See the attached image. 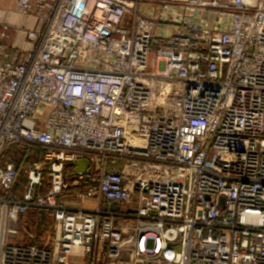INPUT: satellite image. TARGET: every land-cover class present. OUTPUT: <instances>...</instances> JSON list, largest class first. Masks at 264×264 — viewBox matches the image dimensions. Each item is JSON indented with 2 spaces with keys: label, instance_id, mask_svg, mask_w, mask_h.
<instances>
[{
  "label": "built area",
  "instance_id": "1",
  "mask_svg": "<svg viewBox=\"0 0 264 264\" xmlns=\"http://www.w3.org/2000/svg\"><path fill=\"white\" fill-rule=\"evenodd\" d=\"M13 1L36 28L1 23L0 161L44 153L21 196L0 162V264H264V0Z\"/></svg>",
  "mask_w": 264,
  "mask_h": 264
},
{
  "label": "crops",
  "instance_id": "2",
  "mask_svg": "<svg viewBox=\"0 0 264 264\" xmlns=\"http://www.w3.org/2000/svg\"><path fill=\"white\" fill-rule=\"evenodd\" d=\"M139 9L143 14L149 16H156L160 12L165 14V11H163V0H145L140 5ZM171 17L173 20L169 21L165 16H163L166 21L162 20V22L157 25L155 29V34L157 37L167 38L171 36L179 27L177 25L179 21L177 15H172ZM4 22H7L11 26H20L26 30L36 28L35 21L23 17L18 9V6L13 0H0V30L1 23ZM7 42L11 45H16L22 48H26L28 46V38L26 37L25 33H12L11 39H9ZM16 193L18 194L17 189Z\"/></svg>",
  "mask_w": 264,
  "mask_h": 264
},
{
  "label": "trees",
  "instance_id": "3",
  "mask_svg": "<svg viewBox=\"0 0 264 264\" xmlns=\"http://www.w3.org/2000/svg\"><path fill=\"white\" fill-rule=\"evenodd\" d=\"M7 151V150H6ZM2 156L1 163H3L4 160H13L16 162L17 168L19 172L23 171L27 167L29 163L40 161L42 159V155L44 153V149L41 146H31L27 147L25 145H12L8 148V151ZM20 180H23V177L20 178ZM50 190V183L48 178L45 179L42 188L40 189V192L47 193ZM18 194L22 195V188L17 189ZM43 214L44 218V226L41 230L38 229V227L35 226L34 222L32 223V226L34 227V230L37 232L38 235V241L42 238L43 235L51 233L54 227V217L52 213L49 212H39V210L33 209L30 210L27 214V217L34 221V219L39 215Z\"/></svg>",
  "mask_w": 264,
  "mask_h": 264
},
{
  "label": "rangeland",
  "instance_id": "4",
  "mask_svg": "<svg viewBox=\"0 0 264 264\" xmlns=\"http://www.w3.org/2000/svg\"><path fill=\"white\" fill-rule=\"evenodd\" d=\"M7 151H8V149H7ZM6 151V152H7ZM5 154V153H4ZM6 161H11V160H4L3 161V163H5ZM30 164V163H29ZM28 164V165H29ZM27 165V166H28ZM26 169V168H25ZM25 169H23V171H21V172H19V178H18V181H17V184H19L20 185V188H22V192H23V188H24V186H25V184H26V173H25ZM23 177V180H20V178H22ZM70 199H72L73 200V202H75L76 203V205H78V204H83L84 206H86V207H88V208H94L95 206H96V203L94 202V201H87V202H82L76 195H73V196H71L70 197ZM40 216H41V220L43 221V226H44V216H43V214L41 213L40 214ZM36 219H37V217L34 219V221L33 220H31V219H29L28 217H27V221H29V223H27L28 225H25L26 223H23L22 225H21V239H23L24 237H25V229L26 228H29L31 231H34V232H36L35 230H34V227L32 226V223L34 222V224H35V221H36ZM32 222V223H31ZM43 226H42V228H43ZM41 228V229H42ZM41 229H39V230H41ZM53 231V230H52ZM48 234H50V233H48ZM48 234H45V235H48ZM25 240V239H24Z\"/></svg>",
  "mask_w": 264,
  "mask_h": 264
},
{
  "label": "water",
  "instance_id": "5",
  "mask_svg": "<svg viewBox=\"0 0 264 264\" xmlns=\"http://www.w3.org/2000/svg\"><path fill=\"white\" fill-rule=\"evenodd\" d=\"M75 174L78 175L79 173H85L86 169L89 166V162L87 160H77L75 163Z\"/></svg>",
  "mask_w": 264,
  "mask_h": 264
}]
</instances>
